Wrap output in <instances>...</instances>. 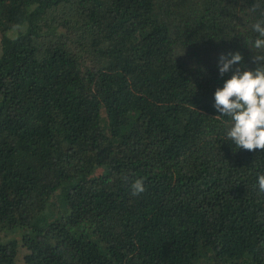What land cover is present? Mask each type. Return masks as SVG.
Returning a JSON list of instances; mask_svg holds the SVG:
<instances>
[{
  "label": "trees",
  "instance_id": "trees-1",
  "mask_svg": "<svg viewBox=\"0 0 264 264\" xmlns=\"http://www.w3.org/2000/svg\"><path fill=\"white\" fill-rule=\"evenodd\" d=\"M261 19L264 0H0V264H264V150L214 107Z\"/></svg>",
  "mask_w": 264,
  "mask_h": 264
},
{
  "label": "clouds",
  "instance_id": "clouds-1",
  "mask_svg": "<svg viewBox=\"0 0 264 264\" xmlns=\"http://www.w3.org/2000/svg\"><path fill=\"white\" fill-rule=\"evenodd\" d=\"M252 29L258 36L251 42V47L261 50L260 54L253 56L256 67H237L223 87L217 88L214 104L220 114L230 116L233 121L227 132L228 138L237 149L247 151L264 150V19L255 22ZM242 61L243 56L239 51L221 54V76ZM258 188L264 193V173L258 176ZM131 189L133 195L146 191L144 180L136 179Z\"/></svg>",
  "mask_w": 264,
  "mask_h": 264
}]
</instances>
